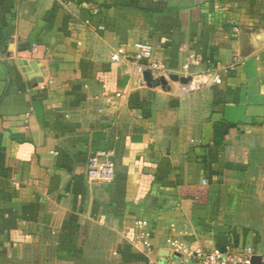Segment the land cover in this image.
I'll return each mask as SVG.
<instances>
[{"label": "crops", "instance_id": "obj_1", "mask_svg": "<svg viewBox=\"0 0 264 264\" xmlns=\"http://www.w3.org/2000/svg\"><path fill=\"white\" fill-rule=\"evenodd\" d=\"M219 227L264 258V0H0V264H198Z\"/></svg>", "mask_w": 264, "mask_h": 264}, {"label": "built area", "instance_id": "obj_2", "mask_svg": "<svg viewBox=\"0 0 264 264\" xmlns=\"http://www.w3.org/2000/svg\"><path fill=\"white\" fill-rule=\"evenodd\" d=\"M140 59L143 65H149L155 71H163L165 68L164 61L157 58L153 51L148 46H142ZM125 53L121 48L119 54ZM117 56H114L116 58ZM215 84L221 85L223 78L220 75H213L210 72L197 74L189 82V87L200 88L209 80ZM113 152L110 149H101L93 153L88 162V180L90 182H113L115 179L116 169L113 161ZM140 225H147L144 220H139ZM257 255L256 249L253 246H236L232 243H225L221 246L212 248L200 247L196 254L198 264H253V258ZM148 264H156L151 259H148ZM172 264H186L183 258H176ZM264 264V258L262 259Z\"/></svg>", "mask_w": 264, "mask_h": 264}, {"label": "water", "instance_id": "obj_3", "mask_svg": "<svg viewBox=\"0 0 264 264\" xmlns=\"http://www.w3.org/2000/svg\"><path fill=\"white\" fill-rule=\"evenodd\" d=\"M145 77H146L147 80H150L151 79V73L150 72H145ZM186 81L188 82V81H190V79L187 78ZM227 230H228V228H226V227H219L218 228V231L222 234L221 240H220V243L222 245L228 242V239H227V236H226ZM262 259H263V257L260 256V255L254 256L253 264H262Z\"/></svg>", "mask_w": 264, "mask_h": 264}]
</instances>
